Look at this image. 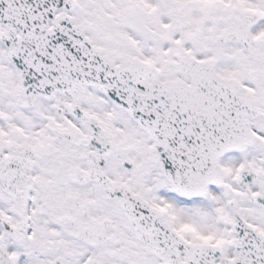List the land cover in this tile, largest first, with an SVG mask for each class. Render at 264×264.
<instances>
[{
	"label": "snow or ice",
	"instance_id": "obj_1",
	"mask_svg": "<svg viewBox=\"0 0 264 264\" xmlns=\"http://www.w3.org/2000/svg\"><path fill=\"white\" fill-rule=\"evenodd\" d=\"M0 264H264V0H0Z\"/></svg>",
	"mask_w": 264,
	"mask_h": 264
}]
</instances>
